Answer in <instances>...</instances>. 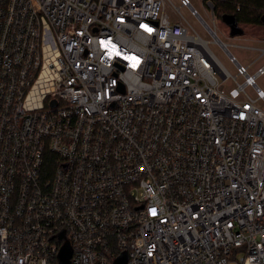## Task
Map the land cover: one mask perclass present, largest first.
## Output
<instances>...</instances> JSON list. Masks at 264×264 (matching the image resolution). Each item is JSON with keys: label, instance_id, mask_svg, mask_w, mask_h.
Wrapping results in <instances>:
<instances>
[{"label": "built area", "instance_id": "obj_1", "mask_svg": "<svg viewBox=\"0 0 264 264\" xmlns=\"http://www.w3.org/2000/svg\"><path fill=\"white\" fill-rule=\"evenodd\" d=\"M167 2L0 0V264L264 263V62Z\"/></svg>", "mask_w": 264, "mask_h": 264}, {"label": "rangeland", "instance_id": "obj_2", "mask_svg": "<svg viewBox=\"0 0 264 264\" xmlns=\"http://www.w3.org/2000/svg\"><path fill=\"white\" fill-rule=\"evenodd\" d=\"M173 3L178 5L179 0H168L167 11L172 20L175 21L178 20L180 16L176 13ZM191 3L193 7L198 10L205 22L211 27H214L212 13L203 0H191ZM182 13L201 36L205 40L210 41L211 49L231 73L235 74L236 68L230 61L228 51L235 55L240 62L251 64V73L264 62V55H261V49L264 48V26L239 24L236 25V27H232L217 16L216 30L220 41L226 45L227 51L221 44L213 42L212 36L207 32L199 18L191 13L189 8H184ZM257 83L264 88V76L260 77Z\"/></svg>", "mask_w": 264, "mask_h": 264}, {"label": "trees", "instance_id": "obj_3", "mask_svg": "<svg viewBox=\"0 0 264 264\" xmlns=\"http://www.w3.org/2000/svg\"><path fill=\"white\" fill-rule=\"evenodd\" d=\"M214 13L222 20L232 16L237 24L263 25L264 0H215ZM239 7V9H238ZM52 167V161L48 163Z\"/></svg>", "mask_w": 264, "mask_h": 264}, {"label": "water", "instance_id": "obj_4", "mask_svg": "<svg viewBox=\"0 0 264 264\" xmlns=\"http://www.w3.org/2000/svg\"><path fill=\"white\" fill-rule=\"evenodd\" d=\"M228 25H231L232 27H236L237 22L232 16H227L223 19ZM263 25H264V18H263ZM61 238H65V242L61 248L60 254H59V259H60V264H70V259L72 256V245L70 241L65 237V232H61L59 235ZM263 247H264V242ZM128 261V256L127 253L124 252L121 256H119L114 264H126ZM264 264V263H263Z\"/></svg>", "mask_w": 264, "mask_h": 264}]
</instances>
